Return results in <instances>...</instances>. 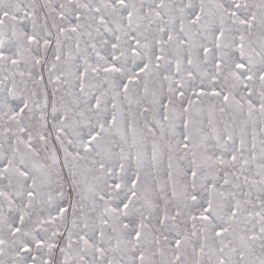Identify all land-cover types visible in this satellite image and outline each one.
<instances>
[{
    "label": "snow or ice",
    "instance_id": "snow-or-ice-1",
    "mask_svg": "<svg viewBox=\"0 0 264 264\" xmlns=\"http://www.w3.org/2000/svg\"><path fill=\"white\" fill-rule=\"evenodd\" d=\"M0 264H264V0H0Z\"/></svg>",
    "mask_w": 264,
    "mask_h": 264
}]
</instances>
